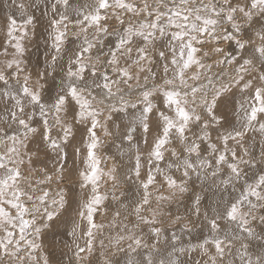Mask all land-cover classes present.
<instances>
[{
  "label": "snow or ice",
  "instance_id": "snow-or-ice-1",
  "mask_svg": "<svg viewBox=\"0 0 264 264\" xmlns=\"http://www.w3.org/2000/svg\"><path fill=\"white\" fill-rule=\"evenodd\" d=\"M12 3L0 26V264H50L41 241L72 208L71 172L69 264H86L113 202L102 264H264V0H51L41 17L32 0Z\"/></svg>",
  "mask_w": 264,
  "mask_h": 264
},
{
  "label": "rangeland",
  "instance_id": "rangeland-1",
  "mask_svg": "<svg viewBox=\"0 0 264 264\" xmlns=\"http://www.w3.org/2000/svg\"><path fill=\"white\" fill-rule=\"evenodd\" d=\"M5 1V2H4ZM46 3H51V0H32V11L37 17H41V13L44 11ZM73 3L75 6L79 7L82 6L85 3V0H73ZM78 4V5H77ZM17 9L15 8V5L12 3V0H0V26L3 25L4 21L6 18L13 14L16 13ZM47 23V17H43L41 22H40V27L38 28L39 33L44 32V26ZM0 35H2V32H0ZM159 46V45H158ZM30 51L33 52V54L30 57L31 63L36 64L37 60L43 61V56H44V45H43V38L41 36L40 39V47L39 51L37 52L34 49H30ZM157 72H160L159 65L156 68ZM55 91V89L53 90ZM237 99L239 97L237 96ZM3 110V105H0V111ZM231 118V117H229ZM215 135V134H214ZM248 137L251 138L249 139L248 142H250L252 139H255L257 141L256 144V152L258 154L259 152V136L256 135V133H249ZM77 139H79V133H77ZM251 143V142H250ZM36 144L33 143L31 147L33 149L36 148ZM175 146V145H173ZM179 150V149H178ZM116 152V149L111 146V142L108 141L106 144V147L104 148V151L102 152V156L105 158L109 155H113ZM105 163L110 166L111 161L105 160ZM77 165L79 166V160L77 161ZM71 166V162H70ZM104 166V164H102ZM247 171V169H246ZM77 180V175L75 172H71L68 175V178L65 181V187L68 188L69 191V199L72 201V208L75 207V197L76 194L79 190V185L75 182ZM55 187V186H54ZM239 187V186H238ZM132 193L129 192V199L132 198ZM177 205L175 204V207ZM72 208L69 209V212H66L64 216L61 218L60 221L57 222V225L51 229H49L47 232L43 234V238L41 243L43 244V249L42 251H45L49 255L50 259V264H69V258L72 256L71 251L69 250V245H71V238L68 237L66 233L67 229V221L70 215H72ZM171 207H166L165 211H171ZM116 209V205L113 202L112 207L109 208L108 212L105 213L103 210H101L100 213L97 214L96 216V222L98 224L102 223L105 225L103 229H101L99 232L96 233V241H95V246L93 249V252L91 254H83L85 255V260L86 264H102L99 262V260L103 259L100 253L98 251L96 252V249L100 247L99 241L103 239L105 241V244L107 245L108 243V237L115 235V230L110 228L109 225L112 222V217H113V212ZM173 214H175L176 211H171ZM123 218V217H122ZM135 218L132 217L130 214L128 215V220H134ZM124 222H128L127 220ZM162 224L165 228L169 229V231L176 230L178 229V225L175 227H170V221L169 219L165 216L162 218ZM143 227V226H142ZM147 228H144V232L147 233ZM194 238H198V232L193 233ZM147 238V237H146ZM187 236L184 237L185 242H187ZM193 242H196L194 239ZM79 243L83 246L84 245V238H81L79 240ZM107 251L111 253L114 251L112 248H107L103 249L102 252ZM122 254H117L115 258L120 261V264H124V257H121ZM96 260V261H95Z\"/></svg>",
  "mask_w": 264,
  "mask_h": 264
},
{
  "label": "bare ground",
  "instance_id": "bare-ground-1",
  "mask_svg": "<svg viewBox=\"0 0 264 264\" xmlns=\"http://www.w3.org/2000/svg\"><path fill=\"white\" fill-rule=\"evenodd\" d=\"M5 2V1H4ZM78 5V4H77ZM32 64H33V62H32ZM257 135V134H256ZM251 142V141H250ZM249 142V143H250ZM257 150V149H256ZM132 195V194H131ZM131 199V198H130ZM171 208H170V210L171 211H176V209H177V207H178V205L175 207V204H173V205H171L170 206ZM181 211H183V209L181 208ZM102 250L103 249H101L100 247H98V249H96V252L98 251V253H100L101 254V252H102ZM121 257L123 258L124 256L123 255H121ZM115 259H117V258H115ZM96 261V260H95ZM102 261H103V259H101V260H99V262H101L102 263ZM98 263V262H97ZM96 263V264H97ZM100 264V263H99Z\"/></svg>",
  "mask_w": 264,
  "mask_h": 264
}]
</instances>
